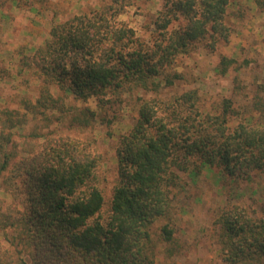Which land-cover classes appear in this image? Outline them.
<instances>
[{
	"label": "trees",
	"instance_id": "trees-1",
	"mask_svg": "<svg viewBox=\"0 0 264 264\" xmlns=\"http://www.w3.org/2000/svg\"><path fill=\"white\" fill-rule=\"evenodd\" d=\"M162 2L147 39L119 20L130 0H107L54 25L49 40L20 54L18 73L39 80L38 95L18 97L14 109L0 105V178L9 172L5 184L11 181L24 197L0 201V232L13 230L8 242L21 246L18 254L24 251L27 259L8 255L0 243V264H153L151 226L166 217L178 172L196 175L202 167H216L231 179L264 172V129L246 122L230 128L235 112L229 99L210 113L200 110L196 89L168 98L159 94L181 79L171 71L179 56L198 44L214 51L228 42L229 0ZM230 63L222 58L218 73L224 75ZM10 77L0 66V83ZM135 90L154 97L141 99L134 124L117 140V182L107 216L97 175L100 156L91 143L41 136L45 140L34 151L15 149V129L29 118L67 119L80 129L98 121L110 128L116 109ZM67 98L93 100L94 108L66 106ZM223 228L232 263L264 256V218H226ZM159 237L170 242L173 230L165 224Z\"/></svg>",
	"mask_w": 264,
	"mask_h": 264
},
{
	"label": "rangeland",
	"instance_id": "rangeland-1",
	"mask_svg": "<svg viewBox=\"0 0 264 264\" xmlns=\"http://www.w3.org/2000/svg\"><path fill=\"white\" fill-rule=\"evenodd\" d=\"M130 2L131 6L119 20L127 23L138 37L147 39L149 23L162 9L163 2ZM106 3L107 0H0V66L8 68L13 77L0 83V105L14 109L18 97L24 95L35 100L38 95L39 80L34 77L26 80L28 76L22 77V73H18L21 70L20 54H31L49 40L54 25L100 9ZM225 24L229 29L228 42L218 43L214 51L198 44L179 56L171 71L179 73L181 79L160 90V97L168 98L196 89L200 110L210 113L224 99H229L235 112L229 120L230 128L246 122L264 129V0H229ZM224 57L231 63L222 75L216 67ZM132 93L126 95L116 109V121L110 128L98 121L89 128L80 129L69 127L67 119L56 122L51 117L49 122L42 117L29 118L25 125L15 129V149L34 151L33 148H39L45 140L41 136H65L91 143L100 156L97 175L105 200L102 215L107 216L111 192L117 182V140L134 124L135 110L141 99L154 97L153 93L143 90ZM58 95L54 93V96ZM65 105L94 108L93 100L82 104L67 98ZM52 116L60 115L53 113ZM34 134L40 138L35 140ZM19 156L26 157L24 154ZM8 175L9 172H5L0 178V201L11 204L24 197L13 190L15 185L11 181V185L5 184ZM178 177V184L170 194L166 217L158 218L151 226L153 264H264L261 255H249L239 263H232L223 228L226 218L237 216L254 222L264 218V172H253L246 179H231L221 169L206 166L196 175L178 172ZM165 224L173 230L170 242L159 237L160 228ZM12 236H15L13 230L0 232L1 245L8 255L27 259L24 251L18 254L21 246L8 242Z\"/></svg>",
	"mask_w": 264,
	"mask_h": 264
}]
</instances>
